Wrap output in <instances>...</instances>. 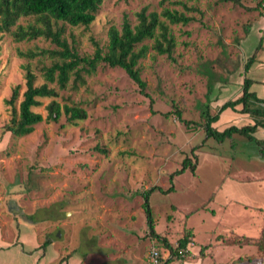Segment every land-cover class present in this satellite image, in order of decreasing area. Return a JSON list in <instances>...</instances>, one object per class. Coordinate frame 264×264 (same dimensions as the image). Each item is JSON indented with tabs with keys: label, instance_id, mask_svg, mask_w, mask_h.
<instances>
[{
	"label": "rangeland",
	"instance_id": "obj_1",
	"mask_svg": "<svg viewBox=\"0 0 264 264\" xmlns=\"http://www.w3.org/2000/svg\"><path fill=\"white\" fill-rule=\"evenodd\" d=\"M173 1L178 0L165 5L196 20L187 25L167 21L176 38L173 60L151 47L153 39L138 45L150 46L138 63L146 94L123 68L102 63L92 74L84 73V80L72 75L67 88L59 90L57 100L86 109V119L72 124L63 113L59 121L44 120L22 137L5 129L13 117L8 100L21 84L19 108L25 65L37 72L39 84L44 78L42 60L20 51L56 45L45 38L17 41L0 32V246L18 239L26 248L39 243L35 256L41 264L76 255L81 264H150L152 246L167 259L170 251L148 231L144 203L146 191L153 189L148 202L155 230L169 234L174 245L189 227L196 232L197 242L189 246L195 254L182 259L264 264L258 247L264 227V128L253 133L260 149L242 133L219 142L206 137L202 116L240 97L246 63L253 55L264 57V0H182L200 11ZM143 7L163 8L160 0H103L94 22L65 24V36L81 55L91 56L98 47L107 50L112 25L121 27L125 16L136 24ZM33 21L23 17L18 23ZM262 68L251 75L263 76ZM50 100L36 108L44 116ZM227 109L222 123L231 113ZM248 122L254 119L236 114L219 129ZM186 157L196 163L195 170L184 168ZM218 234H224L227 246L210 243ZM28 258L33 262V256ZM182 259L170 264H183Z\"/></svg>",
	"mask_w": 264,
	"mask_h": 264
},
{
	"label": "trees",
	"instance_id": "obj_2",
	"mask_svg": "<svg viewBox=\"0 0 264 264\" xmlns=\"http://www.w3.org/2000/svg\"><path fill=\"white\" fill-rule=\"evenodd\" d=\"M235 4H243L242 0H225ZM171 0H160L163 6L159 12L157 10L149 11L148 7H143L137 13V23L133 24L128 16H125L121 27L112 25L109 28V44L107 50L98 47L91 56L81 55L74 44H71L65 36V24L72 26H89L96 19L97 13L103 3V0H0V32L11 33L17 41L33 40L45 38L50 40L55 48H36L27 51H20V55L30 60H42V76L44 82L38 83V74L30 64L25 65V90L23 98L17 108L16 102L20 97L21 84H17L8 100L13 108V117L5 126V129L11 131L15 136L22 137L34 131L35 125L47 121H59L65 113L69 123L76 124L78 120H84L88 114L86 109L79 105L62 104L57 100L60 95L59 90L67 88L72 75L75 80H84L85 74H92L97 67L104 63L111 67H121L128 75L138 83L140 89L146 94L147 82L141 76V70L138 67L139 60L145 58L150 49L148 44L138 45L147 39H153L151 46L159 54H166L172 60L176 46V38L172 33L170 24H184L196 20L194 15L176 8H170L165 4ZM174 4H182L188 11L199 10L196 6H189L182 0L173 1ZM23 17H33L34 21L22 25L19 20ZM59 21L63 24L60 25ZM169 21V23L167 22ZM16 26V29H13ZM255 56H251L246 63V71L249 70ZM50 60V63H46ZM251 62V63H250ZM252 79L245 77L243 81L242 95L236 99L227 100L221 105L216 114L210 115L209 108L203 111L205 119L206 137H213L219 142H224L234 133H242L257 143L259 140L253 133L260 127L264 128V99L251 90ZM58 87H57V86ZM75 87H78L74 85ZM51 99L45 105L47 115L37 111L36 108L44 105L43 99ZM242 105L240 113H246L254 119L253 124L243 126L230 125L223 130L213 126V123L220 118V114L227 108L237 111V106ZM180 120L189 123L182 117L180 111H177ZM263 142V141H261ZM191 158L186 157L183 161L184 168L190 166L193 170L196 163H191ZM190 164V165H189ZM182 169L181 171H183ZM180 171V172H181ZM173 189V186L169 190ZM153 189L146 191V201L144 203L148 217V231L156 239L160 240L170 251L171 257L164 259L162 264H170L175 259H182L180 250L188 247L192 241L191 232L188 230L177 241V245L170 242L167 236L161 235L154 228V220L151 207L148 202L149 193ZM32 218V215L29 216ZM242 239L248 241L253 237L239 235ZM226 240V237H222ZM261 238L258 240V247L264 252V227L262 228ZM49 242L46 240L45 245ZM225 242V241H224ZM228 242V240H227ZM204 248H208L205 246ZM185 261V259H182Z\"/></svg>",
	"mask_w": 264,
	"mask_h": 264
},
{
	"label": "crops",
	"instance_id": "obj_3",
	"mask_svg": "<svg viewBox=\"0 0 264 264\" xmlns=\"http://www.w3.org/2000/svg\"><path fill=\"white\" fill-rule=\"evenodd\" d=\"M262 67H264V57L263 58H261V56L260 57H256L254 59V61L251 63V65L249 67V70L246 73V76L252 79L251 90L255 91L260 98L264 99V75L263 76H258L256 74L255 75H251L252 72H254L256 70H258V72H262L263 71ZM237 108L241 109L242 107L237 106ZM227 110L228 109H226L225 111H227ZM232 110L233 109H231L230 115L226 116V119H228L227 122H230L232 119H234L236 114L237 115L238 114H242V115H245V116H250L249 114L239 113L238 111H234V110L232 111ZM224 112H222L220 114V118L216 122L213 123V126L215 128H217V129H219V127H221V125H226V123H227V122L222 123V119L221 118H222V115H223ZM249 121H251V120L249 119ZM245 124H253V123L248 122V123H245ZM230 138H227L226 140H228ZM253 142L257 143L256 141H253ZM257 145H258V148L260 149L261 147H259L260 146L259 143H257ZM260 152L263 153L262 151H260ZM189 230L191 232V236H190L191 239H192L191 242H192V244H195L194 242L196 241L195 240L196 232H195L193 227H189ZM161 234L165 235L163 232ZM236 235H241V234L237 233ZM223 236H224V234H218L216 236L215 241L214 242H210V243L213 244L214 246H218V248L227 246L223 242V238H222ZM168 238H169V234H168ZM169 240H170V238H169ZM24 244L25 243L23 241H20L18 239L17 242H15L13 244H9L8 243L5 246L1 245L0 246V264H41V258L37 257V256H39V254L41 252L40 251L41 248L37 249V248L40 247V244L37 243V246H34V248H26L24 246ZM211 244H206L205 246H208V248H210ZM208 248H205V249L209 250ZM205 249H203V250H205ZM42 250H43V254L42 255H45L46 248H43ZM189 250H190L189 253L191 254V256L193 254H195V253L192 252L190 247H189ZM28 253H30V255ZM35 254H37V256H35ZM9 255L15 257L16 260L18 259V261L16 262L14 260V258H10ZM28 256H33V259H32L33 262L28 261L29 260ZM76 256H71V257L67 258L65 261H62L61 263L59 262V264H70V260L72 261L73 264H81L82 263V258H80L79 256H77V257ZM2 257H5V259L4 258L2 259ZM60 257H61V254L59 255V259H60ZM72 257H75L76 260H74ZM203 263H204V259L203 258H199L196 261H194V260H188V261L185 260V261H183V264H203Z\"/></svg>",
	"mask_w": 264,
	"mask_h": 264
},
{
	"label": "built area",
	"instance_id": "obj_4",
	"mask_svg": "<svg viewBox=\"0 0 264 264\" xmlns=\"http://www.w3.org/2000/svg\"><path fill=\"white\" fill-rule=\"evenodd\" d=\"M191 244L192 242L189 243L187 248L180 250L181 257H185L190 252L189 246ZM150 264H162L161 253L156 246H152L150 249Z\"/></svg>",
	"mask_w": 264,
	"mask_h": 264
}]
</instances>
